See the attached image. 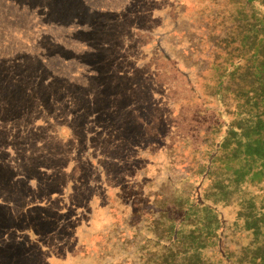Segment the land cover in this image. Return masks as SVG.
Here are the masks:
<instances>
[{"label":"rangeland","instance_id":"1","mask_svg":"<svg viewBox=\"0 0 264 264\" xmlns=\"http://www.w3.org/2000/svg\"><path fill=\"white\" fill-rule=\"evenodd\" d=\"M54 1L0 0V228L31 222L41 244L34 252L24 233H8L15 255L0 252V264H157L145 257L158 247L162 220L151 182L171 189L179 177L174 161H160L175 91L166 73L153 84L145 76L154 67L143 68L157 49L179 64L182 48L196 50L179 39L192 21L172 0H83L76 9L72 0ZM137 198L151 212L129 219ZM76 224L84 228L81 243Z\"/></svg>","mask_w":264,"mask_h":264},{"label":"trees","instance_id":"2","mask_svg":"<svg viewBox=\"0 0 264 264\" xmlns=\"http://www.w3.org/2000/svg\"><path fill=\"white\" fill-rule=\"evenodd\" d=\"M72 1L73 9L84 4ZM185 1L172 0L173 10L182 4L177 14L186 21L181 13L191 7L187 46L196 50L182 48L179 64L157 49L143 68L154 67L145 76L153 84L158 72L171 79L170 128L156 161H174L179 176L171 189L151 182L162 220L158 247L149 246L145 257L157 264H264V0ZM137 34L158 46L149 33ZM172 72L188 95L178 93ZM180 139L185 146L171 154ZM137 202L129 219L151 212L148 200Z\"/></svg>","mask_w":264,"mask_h":264},{"label":"flooded vegetation","instance_id":"3","mask_svg":"<svg viewBox=\"0 0 264 264\" xmlns=\"http://www.w3.org/2000/svg\"><path fill=\"white\" fill-rule=\"evenodd\" d=\"M182 1V0H181ZM171 4H173V3H171ZM179 5H181L182 6V4H179ZM186 6V5H185ZM191 12V11H190ZM190 12H188V13H186V17H189L190 19H191V17L189 16V14H190ZM187 21V20H186ZM187 25V23H185V29L181 32V37H179V39H181L184 43L185 42H187V37H190L189 35H191V32H190V29H191V26H186ZM188 32H189V34H188ZM177 41H179L178 39H177ZM63 196V195H62ZM123 196H125V194H122V196H121V198L123 197ZM138 199V198H137ZM134 202L135 201H133L132 202V204H134ZM69 209H71V210H73L72 208H65V206H64V211H69ZM133 212V211H132ZM131 212V213H132ZM131 213H130V215H131ZM12 214V213H11ZM77 215H79L80 216V214L78 213H76V214H73V215H71V218H73V217H75V216H77ZM130 215H129V217H130ZM15 218V217H14ZM80 218V217H79ZM79 218L77 219V220H79ZM76 220V221H77ZM128 220L129 219H127V218H124V219H122V224L123 223H125V224H128L129 222H128ZM27 221H24V225L25 226H23V227H19L18 225H13V226H11V225H9V226H4V225H2V230H3V240L2 239H0V249L2 248V250H0V252H2L1 254L3 255V257H2V259H4L5 257H7V258H12V256H14L15 254L14 253H12V250H13V248H14V246H12V245H10V244H5V239L6 238H8V236H7V234L8 233H14V234H18V233H24V235H26V239H27V244H29V243H32L33 245H31V247H34V249H33V251L35 252V248L39 251L40 250V247L38 246V245H41L40 244V242L38 241V239H39V232H37V230H36V227H34L33 226V224L31 223V222H28V223H26ZM82 222V221H81ZM81 222H78V223H81ZM26 223V224H25ZM122 224H121V221L118 223V225H120L119 227H121L122 226ZM119 227H114V232H118V228ZM75 229H76V231L78 232L77 233V236H76V238H77V243H81L82 242V238H83V231H84V228H83V225H79V224H76L75 225ZM2 230H1V228H0V236H1V234H2ZM74 235V234H73ZM72 235V236H73ZM80 235H81V238H80ZM72 236H70V237H72ZM87 236V235H86ZM103 239H106V236H104V238ZM116 237H115V239H114V245H116ZM106 244V240L104 241V245ZM6 246V247H5ZM82 246V245H81ZM3 247H5L4 249H3ZM116 246H114V248H115ZM116 249H117V247H116ZM79 250V249H78ZM46 251L47 252H49L50 251V249H46ZM91 250H88V252H90ZM76 252H77V250H76ZM86 253V255H85V257H87L88 258V256H91L92 257V255L93 256H95V254H94V252H91V253ZM2 255H0V256H2ZM50 256H51V258H50V260H52V259H54V256L50 253ZM2 259H0V260H2ZM21 259H24V257H22ZM57 259L58 260H62V261H64V259L63 258H59V257H57ZM78 261V263L79 264H84V262L82 261V260H76L75 262H74V264L76 263ZM109 263H111V262H109V261H105L104 259H102V261H101V263L99 262L98 264H109ZM25 264V263H24ZM26 264H30V262H29V260H27L26 261ZM49 264H51V263H49ZM95 264V263H94Z\"/></svg>","mask_w":264,"mask_h":264}]
</instances>
